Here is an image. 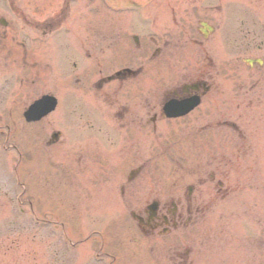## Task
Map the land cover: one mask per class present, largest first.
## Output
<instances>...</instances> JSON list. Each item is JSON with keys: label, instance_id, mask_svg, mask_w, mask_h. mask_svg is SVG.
<instances>
[{"label": "flooded vegetation", "instance_id": "1", "mask_svg": "<svg viewBox=\"0 0 264 264\" xmlns=\"http://www.w3.org/2000/svg\"><path fill=\"white\" fill-rule=\"evenodd\" d=\"M10 1L16 20L14 25L18 28L22 21L28 31L25 38L19 40L17 32V36L13 32L10 35L11 31L7 30L9 23L4 31L0 30L2 44L8 39L13 43L8 48L0 45L1 56L5 59L14 56L13 61L3 63L4 66L8 63L11 67L17 66L20 57L18 69L27 76H21V82L31 79L34 85L44 83L45 77L42 76L50 69V63L43 60L42 53L52 43L58 49L55 63L62 74L58 85L60 91H66L59 102L63 109L58 125L51 127L47 122L46 126L41 120L37 125L39 128L35 126L37 123L30 128L32 164L42 162L47 164V169L57 168L56 177H75V183L69 187H75L78 207L93 211L97 217L100 213L105 215L100 212L99 198L113 197L110 203L118 206L114 210L116 217L105 222L106 218L102 216L99 223L130 235H141L119 238L115 248H111L120 262L118 264H201L196 259L205 249V243L190 236L204 211L193 197L196 189L192 187L184 194L181 188L164 189L158 182L148 186L147 178L142 176L146 165L156 155L155 150L162 144L159 142L162 134L178 131L197 137L203 135L202 141H193L190 148L193 149V145L206 150L208 163H214L224 176L225 160L234 153L222 152V124L232 125L226 119L222 120V99L218 95L220 84L211 78L209 71H178L170 83L168 77L162 76V63L146 62L144 58L147 46H152L151 53L158 56L184 48L188 53L194 45L202 53H209V48L203 51V46L192 36L183 45L179 39L165 40V35L160 33L158 38L162 39V45H156L155 34L149 35L148 39L142 34V31L149 32L144 23L147 15L142 12L134 13L135 26L131 32L127 29L131 27L129 23L122 33L114 30L116 4L138 6L142 11L147 0H59L60 6L52 14L46 13L47 7L57 0H28L31 9L27 15L19 13L16 0ZM102 2L106 3V10ZM248 4L253 7L246 18L241 6L235 4V9L230 10L239 28L234 32V45L227 46L226 42L222 48L226 50L228 47L229 52H252L255 58H261L260 73L250 82L245 80L243 85L240 82V87L244 88L239 96L248 98L251 94L256 97L252 101L262 103L264 19L260 14L264 11V0H248ZM215 9L221 12L220 7ZM104 10L108 25L102 30L98 13ZM39 13L43 15L39 16ZM207 13L209 10L205 15L208 18ZM204 21L213 27V33L198 27L203 42L216 31L210 18ZM75 22L80 25L77 29ZM15 70L17 68L1 73L11 80L18 76V73L14 74ZM147 76L156 82L154 91L146 90ZM194 96L199 99L194 110L176 120L166 118L165 104L182 102ZM216 103L220 105L216 107ZM209 104L214 109L211 110ZM246 106L250 113L258 110L255 104ZM237 111L235 115L245 114L243 109ZM147 145L151 153L149 161ZM54 156H58L57 162V159L52 161ZM152 202L157 203L154 208L150 207Z\"/></svg>", "mask_w": 264, "mask_h": 264}, {"label": "rangeland", "instance_id": "2", "mask_svg": "<svg viewBox=\"0 0 264 264\" xmlns=\"http://www.w3.org/2000/svg\"><path fill=\"white\" fill-rule=\"evenodd\" d=\"M27 1H15L24 14H27L31 9ZM235 4L242 7L244 18H246V14L250 15L253 6L248 4V0L241 2L238 0H216L215 2L214 0H175L174 2L147 0L145 12L152 15L151 18L155 19L156 22L153 21L154 24H151V34L142 31L144 37L148 39L149 35L155 34L158 41L156 45H160L162 42V39L158 38V33H160L162 36L165 35L163 36L165 40L175 41L179 39L181 44L186 45L185 42L188 37L192 36L203 46L201 48L203 51L208 47L210 52L202 53L194 45L188 53L184 48L185 50L170 54L162 53L158 56L151 53L152 46H147V53L144 58L146 62L162 63V76L168 77L167 81L170 83L175 80L174 76L178 71L187 69L189 71L192 69L194 72L197 69L209 71L211 78L220 84L221 92L218 95L222 99V120L237 121L241 139L235 141L236 146L231 143L225 149L226 153L234 154L232 159L227 156L225 160L224 176L221 173L222 188H225L221 190V193H218L217 188L213 187L206 177L213 168L210 167L209 169L204 166L203 156L196 153L193 155L189 150L186 142L192 140L186 133L176 134V141L174 142L178 143L180 147H178V151L181 155L185 153L184 156L187 155L188 159H182L183 164L181 165H173L165 159L168 157L167 154H162L160 158L156 157L149 161L151 154L149 153V145H147L146 153L149 162L147 161L146 171L142 177L147 178L146 184L148 186L149 183L153 184L158 177L163 186L176 181L177 184L172 185L175 188H182L189 183L195 185L197 177H205L206 185L200 187L195 196L199 198L201 205L208 208L202 225L195 228L194 237L203 240L205 243V249L201 250L202 255L200 254L196 260H203L204 263L209 264H264V256L261 257L262 260H257V258L254 260L255 252L250 250L253 247V244L250 246L252 235H257L258 240L262 241L260 249L264 245V112L261 111L262 114L259 115V110H257L253 114L246 106L255 104L259 109L260 104H263L262 109H264V102L252 101L256 97L251 94H248L251 96L248 98L239 96L244 88V86L240 87V82L242 85L245 80L250 82L260 73L256 67L251 69L243 63L244 58L254 56V53H232L229 52L228 47L226 50L222 48L226 42L231 43L235 39L234 32L239 28L230 11L235 9ZM59 5V0L50 3L46 13H54ZM79 7L77 6V8ZM215 7H220L221 12L218 13ZM116 8L114 30L122 33L129 23L131 27L127 29H130L131 32L135 23L133 13L127 9L129 7L121 11L120 8L123 7L116 4ZM208 10L207 15L209 17L207 18L205 15ZM40 15L43 13H39ZM105 15V10L98 13L102 30L106 29L108 25ZM248 15L247 17H249ZM260 15H263L264 19L263 10ZM0 18H4L9 23L12 22L7 30L11 31L10 35L13 32L17 36L18 33L16 34L13 26L14 17L5 0H0ZM205 18L206 20L210 18L211 22H214L216 31L207 41L203 42L197 30L199 22ZM74 25L75 29L80 26L78 22H75ZM26 29L24 28L25 33L28 30ZM0 30L4 31V28L1 27ZM1 39L0 36V45H5L7 48L12 46L9 39L4 44H2ZM55 51L56 48L51 43L46 52L42 53L43 60L50 63V69L42 76L45 77L44 83H36L35 85L31 84V79L20 81L21 76L27 77L24 73L22 75L18 69L20 62L15 67H11L9 63L8 66H4L3 63L13 61V55L8 59L0 55V64L3 66L0 68V133L3 130L2 125L12 120L14 132L11 135V140L17 143L22 158L18 167L19 177L16 181L15 177H11L12 166L16 160L14 150L8 147L3 150L0 147V264H101L103 261L100 258L97 263L93 261L96 252L95 246L99 241L97 234L103 232V230H94L98 232L94 234V231L88 227V222L94 214L93 211L87 208H75L74 203L77 201L75 193L72 192L70 195L65 189L66 184L67 186L73 185L75 179L72 178L70 181V178L56 177L54 173L57 174L55 171L57 168L51 169L49 167L47 169L46 163L32 164L29 160V152L32 150L29 137L30 128L22 122L19 113L42 93L59 92L58 95L61 98L65 94V89L59 90L58 83L62 74L57 70L58 66L52 56ZM15 68L17 71L15 70L14 74L18 73V76H14L12 81L4 80L5 76L1 72L13 71ZM151 76H147L149 81L145 82L147 91L150 89L154 91L155 89V81L151 80ZM262 87V90L260 87L259 89L261 90L260 94L263 95L264 85ZM1 90L8 97H4ZM89 97L91 98V93ZM242 99H246V101H242ZM209 105L211 110L214 109L211 104ZM218 105L220 103H216V107ZM62 109L63 106L60 105L56 112L48 118L46 122L49 123V126L56 125ZM238 109L245 110V114L239 118H237L238 115H235L238 114ZM7 111L11 114L8 115ZM225 111L228 113L225 114ZM229 114L230 116H228ZM5 115L7 117L2 118ZM48 123L45 125L47 126ZM225 130L222 131L226 132L224 137L227 140L228 130ZM4 131L6 132L5 129ZM2 136L0 135V146ZM147 141H149L148 138ZM234 147L237 149L234 150ZM55 159L57 162L58 156H54L52 161ZM199 159H203V161H198ZM23 188L26 190L25 195H23ZM25 199L28 203L35 204V208H40V211H37L38 216L44 217L46 220L61 221L60 223L69 221L71 226L62 225L54 228L47 225L38 227L32 222V212L28 210L29 207H27ZM99 199L100 212L107 215L105 222L111 221L109 213L118 208L117 204L110 203L113 197L110 199L109 197H101ZM92 209L94 210V208ZM257 221H259L258 224ZM63 232L66 233L65 237H63ZM104 234L107 240H111L110 238L118 234L124 235L123 231L118 233L117 229L104 230ZM124 236L128 237L129 235L127 233ZM261 250L264 253V249Z\"/></svg>", "mask_w": 264, "mask_h": 264}, {"label": "water", "instance_id": "3", "mask_svg": "<svg viewBox=\"0 0 264 264\" xmlns=\"http://www.w3.org/2000/svg\"><path fill=\"white\" fill-rule=\"evenodd\" d=\"M31 118H28V120H30Z\"/></svg>", "mask_w": 264, "mask_h": 264}]
</instances>
